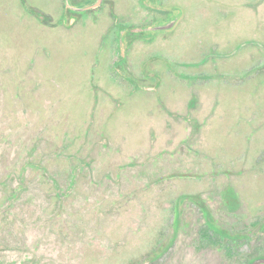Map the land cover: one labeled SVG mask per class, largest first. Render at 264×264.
I'll return each instance as SVG.
<instances>
[{"label":"rangeland","instance_id":"374dc122","mask_svg":"<svg viewBox=\"0 0 264 264\" xmlns=\"http://www.w3.org/2000/svg\"><path fill=\"white\" fill-rule=\"evenodd\" d=\"M67 1L0 0V264L264 257V0Z\"/></svg>","mask_w":264,"mask_h":264},{"label":"flooded vegetation","instance_id":"af4514ba","mask_svg":"<svg viewBox=\"0 0 264 264\" xmlns=\"http://www.w3.org/2000/svg\"><path fill=\"white\" fill-rule=\"evenodd\" d=\"M71 4V5H70ZM67 5H68V7L73 11V12H76V11H74L73 9L74 8H87V7H89V6H74V5H72V3L68 0L67 1ZM91 6V5H90ZM179 22H180V17H178V15L176 16L175 14H172L170 17H169V19H167V20H161L159 23H157L156 25H152V26H150V27H147V28H145L143 31L145 32V33H147V32H166V31H171V30H173V29H175L177 26H178V24H179ZM175 24L171 29H166V30H159L158 28L159 27H163V26H168V25H171V24ZM130 31H136V29H129ZM126 31H128V29H123V30H121V36H123L125 33H126ZM229 191V190H228ZM233 191V190H232ZM260 258H264V257H260ZM260 258H257V259H260ZM256 260V259H255ZM255 260H253V262L255 261ZM252 262V263H253ZM251 263V264H252Z\"/></svg>","mask_w":264,"mask_h":264},{"label":"trees","instance_id":"16d2710c","mask_svg":"<svg viewBox=\"0 0 264 264\" xmlns=\"http://www.w3.org/2000/svg\"><path fill=\"white\" fill-rule=\"evenodd\" d=\"M34 13L36 15L37 18H40L41 21H46V18H44V15L42 13H38L34 10ZM233 195H235V193L232 191V190H229L226 192V200L229 204V202H231V200L233 199ZM230 196V197H228ZM228 197V199H227ZM200 204L202 206V209H203V212L205 214V217L207 219V222H208V225L213 229L215 230L216 232L220 233L222 236H225V237H228V238H232V235H230V233L228 231H223V230H220L219 228H217L215 226V223L213 221V217H212V214L211 212L209 211V209L207 208V206H205L201 201H200ZM230 207H232V209H237L238 206H239V202L237 201L235 206H232L229 204Z\"/></svg>","mask_w":264,"mask_h":264},{"label":"water","instance_id":"95a60500","mask_svg":"<svg viewBox=\"0 0 264 264\" xmlns=\"http://www.w3.org/2000/svg\"><path fill=\"white\" fill-rule=\"evenodd\" d=\"M103 3H104V0H97L96 3L92 4L91 6L87 8H74L73 10L76 12H85L90 9H96L100 7ZM174 25L175 24L172 23L171 25L159 27L158 29L159 30L171 29ZM252 264H264V258L256 259Z\"/></svg>","mask_w":264,"mask_h":264}]
</instances>
